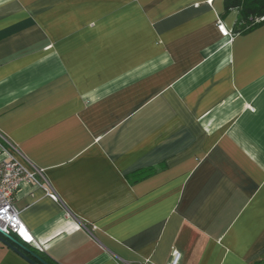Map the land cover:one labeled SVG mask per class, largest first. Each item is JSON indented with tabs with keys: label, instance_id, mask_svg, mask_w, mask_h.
<instances>
[{
	"label": "crops",
	"instance_id": "0c3cea01",
	"mask_svg": "<svg viewBox=\"0 0 264 264\" xmlns=\"http://www.w3.org/2000/svg\"><path fill=\"white\" fill-rule=\"evenodd\" d=\"M237 19L224 0H0V138L57 197L14 195L30 253L264 264V22ZM0 264L29 263L0 243Z\"/></svg>",
	"mask_w": 264,
	"mask_h": 264
},
{
	"label": "built area",
	"instance_id": "2783aa9c",
	"mask_svg": "<svg viewBox=\"0 0 264 264\" xmlns=\"http://www.w3.org/2000/svg\"><path fill=\"white\" fill-rule=\"evenodd\" d=\"M217 28L223 37L230 35L220 22ZM1 139V138H0ZM1 139L0 150L6 158L0 162V233L5 237L16 238L21 244H31L30 233L23 225L19 211L14 205V195L23 183L35 185L46 192L53 201L57 200L54 192L45 180L42 172L33 167H26L17 158V150ZM181 254L173 250L167 264H179Z\"/></svg>",
	"mask_w": 264,
	"mask_h": 264
},
{
	"label": "trees",
	"instance_id": "16d2710c",
	"mask_svg": "<svg viewBox=\"0 0 264 264\" xmlns=\"http://www.w3.org/2000/svg\"><path fill=\"white\" fill-rule=\"evenodd\" d=\"M224 10L238 12L233 33L248 32L264 22V0H224Z\"/></svg>",
	"mask_w": 264,
	"mask_h": 264
},
{
	"label": "water",
	"instance_id": "95a60500",
	"mask_svg": "<svg viewBox=\"0 0 264 264\" xmlns=\"http://www.w3.org/2000/svg\"><path fill=\"white\" fill-rule=\"evenodd\" d=\"M0 243L3 246L9 248L11 251H13L15 254H17L19 257H21L29 264H48L43 260H41L39 257L30 253V251L21 243L15 241L11 237H5L1 233H0ZM28 256H31L33 259H31Z\"/></svg>",
	"mask_w": 264,
	"mask_h": 264
}]
</instances>
